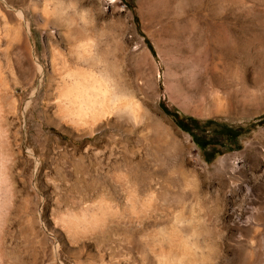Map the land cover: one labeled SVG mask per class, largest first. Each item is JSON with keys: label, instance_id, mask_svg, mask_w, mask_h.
<instances>
[{"label": "rangeland", "instance_id": "rangeland-1", "mask_svg": "<svg viewBox=\"0 0 264 264\" xmlns=\"http://www.w3.org/2000/svg\"><path fill=\"white\" fill-rule=\"evenodd\" d=\"M10 1L16 4L3 8L0 0V10L9 15L25 7L43 72L40 76L34 66L28 71L16 48L2 44L13 94L7 101L8 132L1 150L17 154L5 161L15 193L9 196L0 189V264H86L88 259L97 261L100 253L113 264H142L140 254L126 245L124 233L160 230L169 223L161 210L153 214L156 220L130 218L125 194L135 190L121 175L119 194L110 201L123 211L110 222L102 250L92 251V257L79 254L53 228L56 214L64 209L59 198L65 194L80 205L77 190L84 184L63 175L81 170L85 183L99 177V184L111 191L118 173L112 164L119 161L125 168L132 151L157 156L149 161L153 167H180L189 180L194 178L193 191L181 192L179 176L167 199L155 198L153 203L168 210L185 208L203 221L197 239L211 246L209 264H264V0H76L89 35L107 44L109 63L119 65L126 87L147 110L145 124L158 129L156 135L166 147L156 137L152 143L138 132L119 129L75 137L52 123L55 84L44 33L55 29L38 26L31 2L40 9H52L53 4ZM51 40L56 42L55 35ZM30 75L33 86L27 89ZM22 130L33 143L24 139ZM28 149L35 150L34 157ZM225 158L227 165L220 171ZM136 198L141 205V197Z\"/></svg>", "mask_w": 264, "mask_h": 264}, {"label": "bare ground", "instance_id": "bare-ground-1", "mask_svg": "<svg viewBox=\"0 0 264 264\" xmlns=\"http://www.w3.org/2000/svg\"><path fill=\"white\" fill-rule=\"evenodd\" d=\"M2 1L3 8H8L9 4H16L15 1ZM49 1L53 4L52 9L45 7L40 9L35 2H31V6L40 28L53 27L55 29L53 34L49 32L44 33L45 48L50 51L49 54L47 53L50 61V79L55 84L51 107L52 123L75 137L90 135L98 130L119 129L126 130L127 132H138L142 137L149 138V142L152 143L154 142V137H156L157 142L161 143L163 147H166L167 144L163 142L164 139L161 136L159 137V134L158 136L156 135L158 129L156 131L154 125L153 127L146 125L147 123L145 124V121H147L146 118L149 117L146 115L147 110L144 112V107L142 108L140 102H138L136 97L126 87L120 75L119 65L116 62L109 63L107 44L89 35L90 32L87 29V25H85L87 23L85 22L86 17L78 11L76 0H67L66 2H61V0ZM2 11L0 10V189L6 195L12 196L15 193V187L11 178L12 173H10L5 161L8 162L17 153L12 149H7L3 152L1 150V143L2 138L5 137L6 139L7 136V133H4L6 131L8 132L5 113L8 97L10 94H13V88L9 82V73L3 65L4 59H1V54L3 53V49H1L2 44L6 43L9 46L11 44L16 48L22 64L25 65L28 71L34 66L41 76L43 66L35 56L36 40L30 27L31 22L29 23L26 19L27 16L25 17V7L12 9L11 11L14 12L9 15H5ZM78 21L81 23L80 26L78 25ZM54 35L56 42L52 44L50 41H52L51 39ZM33 80L32 75H30L27 89L32 88ZM31 105L32 103L29 102L26 105V110L30 109ZM15 108L17 110V105ZM135 123L139 124L136 125ZM140 124L145 125L142 126ZM23 133L25 140L30 143L34 142L27 131L24 132L22 130ZM19 142L21 143V141ZM148 144H146L147 147L154 145ZM34 152L35 150L28 149L30 156L34 157ZM80 156L84 158L82 155ZM154 157L148 155L146 151L145 153L132 151L131 156L125 158V160L127 159L125 168L124 165H122L123 167L121 166L122 163H119V161L112 164L111 168H113L114 172L118 173L115 175L116 184L111 185V191L105 190L99 184V177H96V180L93 179L89 184L85 183L84 177L80 173L81 170H78L80 177L78 176L79 173L77 174L71 171V173L68 172L69 174L63 175L62 177L64 179H74L76 182L84 184L80 185V189L78 188L79 190L77 191L79 193L75 191L78 193L76 201L80 205L72 204V200L70 201L68 199L69 197L67 198L65 194L59 198V202L64 206V209L56 214L55 220H53V228L60 239L65 238L67 243L78 250L77 253L85 254L86 257H92L90 254L92 251L98 253L99 249H101L100 246L104 235L105 237L107 236L105 232L108 231L107 228L110 222L115 219L117 220V216H120L119 211H123L121 210L122 207L118 208L117 205L113 206L111 204L112 201H110V199L116 200L119 194L117 185L119 178L122 176L132 184L135 190V194H132L133 192L125 194V210H128L130 218L138 220L137 218L139 217L148 216L149 219L153 218L156 220L158 217L153 214L161 210L164 214V220L169 223L168 226L162 227L160 230L148 228L141 230V233L138 231L132 232L131 234L124 233L123 236L126 245L130 247L131 251L140 254L141 263L209 264V257L211 258L209 251L211 250V246L208 245L210 246L208 248L205 242H199L198 240V237L201 236L204 230L201 224L203 221L199 223L195 216L188 215L185 208L182 207L176 210H168L154 205V203L156 204L154 201L155 198L161 199L162 201L167 199L169 191H171V183L177 179L176 177H183V182L180 183L181 192L183 193L195 189L193 188V184H195L194 178L189 180V177L184 174L185 172L180 167H175L173 170L165 169V167L162 168L164 165L162 167L160 165V168L155 167V165L153 167L149 164V161L154 160ZM37 162L39 163L38 160ZM225 165H227L226 158L221 162L220 171L224 170ZM100 170L102 171V169ZM122 171H124L123 174H120ZM110 172H112V169ZM153 182L160 185L159 190L156 189V185ZM152 186L155 187V191L154 189L151 190ZM136 196L141 197V205H136ZM260 211L261 224H259L264 230V206L260 208ZM119 231L121 230L119 229ZM123 231L121 232L123 233ZM62 240L64 242L66 241L64 239ZM64 242L62 243L65 245ZM58 249H56V256H58ZM100 254L102 255V253ZM95 255L97 256V254ZM101 255H98L99 258L97 261L88 259L86 264H113L110 261L107 262L103 258L104 256L102 257ZM35 257L37 258V255ZM31 259H34V257Z\"/></svg>", "mask_w": 264, "mask_h": 264}, {"label": "trees", "instance_id": "trees-1", "mask_svg": "<svg viewBox=\"0 0 264 264\" xmlns=\"http://www.w3.org/2000/svg\"><path fill=\"white\" fill-rule=\"evenodd\" d=\"M164 109L166 110L167 113L169 112V111H167L168 109H166V107H164Z\"/></svg>", "mask_w": 264, "mask_h": 264}]
</instances>
